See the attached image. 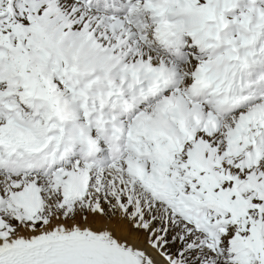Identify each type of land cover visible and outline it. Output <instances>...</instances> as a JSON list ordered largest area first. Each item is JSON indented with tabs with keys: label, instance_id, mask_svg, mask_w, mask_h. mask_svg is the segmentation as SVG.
I'll return each mask as SVG.
<instances>
[{
	"label": "snow or ice",
	"instance_id": "obj_1",
	"mask_svg": "<svg viewBox=\"0 0 264 264\" xmlns=\"http://www.w3.org/2000/svg\"><path fill=\"white\" fill-rule=\"evenodd\" d=\"M0 264H264V0H0Z\"/></svg>",
	"mask_w": 264,
	"mask_h": 264
}]
</instances>
